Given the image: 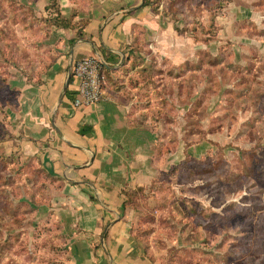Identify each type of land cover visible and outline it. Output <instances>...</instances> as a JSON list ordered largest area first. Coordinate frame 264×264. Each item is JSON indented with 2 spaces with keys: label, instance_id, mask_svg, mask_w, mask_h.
I'll return each mask as SVG.
<instances>
[{
  "label": "rangeland",
  "instance_id": "obj_1",
  "mask_svg": "<svg viewBox=\"0 0 264 264\" xmlns=\"http://www.w3.org/2000/svg\"><path fill=\"white\" fill-rule=\"evenodd\" d=\"M233 2L254 22L228 15L227 28L217 27ZM153 6L211 57L201 53L205 66L175 71L178 102L163 99L170 83L154 102L164 116L154 150L160 171L124 191L131 236L153 264H264V0ZM39 7L37 0H0V264H63L64 238L42 212L56 207V180L8 130L17 107L11 82L39 83L54 60L46 40L54 9L45 16ZM170 104L180 111L176 130Z\"/></svg>",
  "mask_w": 264,
  "mask_h": 264
},
{
  "label": "crops",
  "instance_id": "obj_2",
  "mask_svg": "<svg viewBox=\"0 0 264 264\" xmlns=\"http://www.w3.org/2000/svg\"><path fill=\"white\" fill-rule=\"evenodd\" d=\"M52 1L69 26L51 27L46 40L54 60L38 84L24 76L11 82L17 107L8 130L20 135L16 142L56 180V207L42 212L64 238L59 261L153 264L131 236L132 215L123 207L124 191L150 184L160 171L154 150L160 140L156 135L164 131V116L160 112L157 117L154 102L162 100L164 85L174 89L163 99L178 102L176 72L198 63L205 66L199 55L210 58L211 53L190 35L178 34L153 0H37L45 16L44 8ZM240 5L233 2L232 13L216 18V26L222 22L221 29L227 28L228 15L254 22ZM225 32L234 34L231 28ZM90 56L99 58L108 71L104 97L90 107L74 108L78 80L72 67ZM188 75H181V81ZM170 105L176 130L180 111Z\"/></svg>",
  "mask_w": 264,
  "mask_h": 264
},
{
  "label": "built area",
  "instance_id": "obj_3",
  "mask_svg": "<svg viewBox=\"0 0 264 264\" xmlns=\"http://www.w3.org/2000/svg\"><path fill=\"white\" fill-rule=\"evenodd\" d=\"M102 61L95 57H84L73 64L72 76L78 80L74 108L90 107L99 103L103 97L105 77L101 73Z\"/></svg>",
  "mask_w": 264,
  "mask_h": 264
},
{
  "label": "trees",
  "instance_id": "obj_4",
  "mask_svg": "<svg viewBox=\"0 0 264 264\" xmlns=\"http://www.w3.org/2000/svg\"><path fill=\"white\" fill-rule=\"evenodd\" d=\"M52 9H54V14H53V15H56V16L53 17V18L51 19V21H49V22H52L50 26H56V25H58L59 27H62V28H66L67 26H69L68 24H69L70 22L67 23V22H65V20L60 19V13H59V10H58V8L56 7V4H55L54 1H52V3H51L50 5L46 6V7L44 8V11H45L47 14H50L49 11L52 10ZM101 73H102L103 75L108 73L107 69H106L105 66H103V65H102ZM26 79H27V78H26ZM35 84H38V83H35ZM72 99L74 100V98H72ZM123 204H124V202H123Z\"/></svg>",
  "mask_w": 264,
  "mask_h": 264
},
{
  "label": "water",
  "instance_id": "obj_5",
  "mask_svg": "<svg viewBox=\"0 0 264 264\" xmlns=\"http://www.w3.org/2000/svg\"><path fill=\"white\" fill-rule=\"evenodd\" d=\"M103 63V62H102ZM104 64V63H103ZM68 82H69V78H68V80H67V82H66V86L68 85Z\"/></svg>",
  "mask_w": 264,
  "mask_h": 264
}]
</instances>
